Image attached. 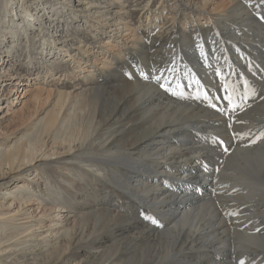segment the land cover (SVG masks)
<instances>
[{"label": "bare ground", "instance_id": "1", "mask_svg": "<svg viewBox=\"0 0 264 264\" xmlns=\"http://www.w3.org/2000/svg\"><path fill=\"white\" fill-rule=\"evenodd\" d=\"M12 1L10 12L17 9L21 13L11 16L8 23L0 18V33L12 39L8 45L0 40V66L8 58L18 57L24 45L30 47L31 53L38 43L51 46L45 60L37 61L39 67L32 64V72L44 67L54 55L61 56L52 50L56 44L60 43V51L73 48L71 25L60 23L49 30L43 19L39 22L33 17L31 7L40 1L0 0V17L7 14ZM73 6L76 11L85 10L81 0ZM49 7L55 15L60 13L56 3ZM183 10L181 15L186 12ZM76 15L72 12L70 17ZM216 16L208 24L195 22L185 27V23H172L159 28L168 37L162 46L155 38L156 23H145L135 32L136 42L120 58L116 57L119 61L112 65L114 68L104 70L98 66L79 74L87 84L77 95L80 107L73 116L57 114L67 94L65 87L56 84L54 109L47 118L36 119L28 127L36 124L31 133L33 144L41 142L53 129H57L54 135L61 133L68 138V155L55 163L63 160L71 171L61 176L62 182L56 187L46 182L45 175L42 179L49 198L56 191L59 197H65L64 201L53 200L55 207L67 209L70 214L64 222L59 221L65 224L56 230L55 239L35 245L32 240L19 237L24 226L16 218H0V264H32L38 255L63 242L58 257L40 264H64L69 256L78 264H232L227 258L233 254L229 242L234 236L243 254L264 252V232L250 230L249 215L236 214L225 225L215 212V202L232 196V187L221 183V173L208 167V160L213 157L210 150L214 148L209 140L215 141L222 123H228L226 117L210 108L217 104L214 94L219 95L223 76L233 81L238 77L243 82L255 75L253 67L264 69V0H230ZM172 62L185 64L171 66ZM47 69L52 68L47 65ZM16 74L18 82H23V75L17 71L0 75V84L2 77L13 80ZM224 84L232 82L224 80ZM258 92L261 93L250 101L236 103L238 108L232 111L248 107L246 111L257 109V113L264 107V90ZM220 107L225 113L227 105ZM9 148L5 156L18 154L15 163H20L22 170L43 171L45 163L29 158L22 143L9 144ZM261 152L260 156L251 154L245 159L241 169L235 168L239 179L247 182L249 193L251 188L256 189L254 181L264 187V176H259L264 171V150ZM231 159L232 156L227 157L224 170L235 162ZM206 170L211 178H205ZM8 171L11 173L12 169ZM10 194L6 191L0 198ZM62 236L68 237L60 239Z\"/></svg>", "mask_w": 264, "mask_h": 264}, {"label": "rangeland", "instance_id": "2", "mask_svg": "<svg viewBox=\"0 0 264 264\" xmlns=\"http://www.w3.org/2000/svg\"><path fill=\"white\" fill-rule=\"evenodd\" d=\"M38 1H40L39 5L34 3L31 7L34 8L32 11L33 17L35 19L38 18L39 22L43 19L46 29L49 30H52L54 25L68 23L72 26L69 34L75 40L72 41L73 48H70L69 51H60V43L56 44V47L52 50L59 55L61 53V56L54 55L51 59L49 58L45 66L39 69H43L42 74L39 73V70L34 69L33 72L30 70H32V64H36L35 66L39 67L40 60H45L46 51L51 49L48 44H36L32 53L30 52V47L24 45V47L20 48L18 57L8 58L10 60L4 66H0L1 76L16 73L17 71L23 75V82L21 83L16 79L18 76L16 74L13 80L8 77H2L0 84V95L2 94L0 102V197L2 193L11 191V194L6 198H0V212L3 213L0 218H16V221L19 222L18 224L24 226L22 230L24 232L19 237L32 240L34 242L32 243L33 245L40 241L47 244L50 239H55L56 230L64 228L65 223L60 222H64L67 214H70L67 209L55 207L57 203L53 200L64 201L65 197H59L60 193L56 191L54 195L52 194V198H49V193H46L42 179V176L45 175L46 182L56 187L57 183L62 182L61 176L71 171L69 169L70 166L65 167L63 165V160L55 163L58 158L68 155V138L61 133L54 135L57 129H53L49 135L43 136L41 142L33 144L31 142V133L36 124L28 127L36 119L47 118L54 109L52 100L55 86L65 87L67 94L61 107L57 108V114H64L67 117L73 116V111L80 107V102L79 104L77 103L79 98L77 95L83 89V84H87L80 77L82 76L81 74L98 66L97 69L104 70L114 68L113 66H116L115 63L119 61L116 57L119 55L118 57L120 58L124 54V50L128 47L130 48L136 42L135 32L144 28L145 23L149 25L156 23L153 24L158 27L155 38L162 42V46L167 42L168 37L167 33L165 32V34L159 28L168 27L172 23H175V25L185 23V27L193 26L195 22L196 24H208L225 9L230 0H81L84 11H76L77 8L74 6L71 8L72 3H78V0H51V2L53 1L52 3H56L57 9H59L60 13L56 12L57 15L49 7L52 3H43L44 0H34L32 2ZM178 1L182 4L178 5ZM13 2H10L8 6L9 13H3L0 17L7 20V23L11 16L17 17L21 13L17 9H14V12H10ZM69 3H71V6ZM183 9L186 12L181 15L180 13H182ZM192 9L196 11L192 12ZM72 12H76L78 15L71 18ZM102 13L108 16L104 17ZM46 16H51V18L46 19ZM75 27H77V30ZM1 31H3V28H1ZM27 32L29 33L30 30ZM8 38V36L5 37L3 32L0 33V40L4 41V45L10 44L8 42L12 39ZM65 49H68V47L66 46ZM181 51L183 54H187L186 50L183 51V48ZM198 60L199 65L202 66L200 63L201 58L198 57ZM174 63L179 66H184L185 64L172 62L170 65L172 66ZM47 65L52 69L48 70ZM253 68L252 72L255 75L242 80L243 82L238 80V77H235L234 80L236 81H233V79L223 76L219 95L214 94L217 104L210 108L226 117L228 123H222L223 125L219 128L220 132L215 141L209 140V143L213 144L214 148L210 150V156L213 157L209 158L208 167L211 168V171L217 170L219 174L221 173V183L226 182L232 187V196L221 197L215 202V212L217 211L224 224L227 225L235 219L236 214L243 213L249 215L247 216L250 218L249 223L253 226H251L252 229L250 228V230L255 233L261 232L262 234L264 232V200H262L264 198V187L262 188L257 181H254L255 184L253 185L256 186V189L253 191L251 188L249 193V188L245 185L247 182L239 179L238 176L240 174L236 169H241L244 160H247L251 154L260 156L261 151L264 150V138L261 137V133L264 132V107L261 106L257 113V109H253L249 113L248 110H245L248 107L236 110V112L232 111L238 108L235 106L236 103L250 101V98L252 99L261 93L258 91L264 90V69L258 65ZM3 79L6 82H3ZM224 80H230L232 85L224 84ZM230 97H234V100H230ZM220 104L227 105L225 113H222L224 109L220 107ZM249 115L251 116L249 117ZM251 117L253 118L251 119ZM36 129H39V127H36ZM258 129L261 130L258 131ZM10 139L12 140L8 143ZM20 143H22L29 158H35V162L43 161L45 163L43 171H37L34 168L22 170L20 163H15L18 157L16 153L11 156H5L10 149L9 144L19 145ZM230 156H232L231 161H235L231 165L234 169L230 166L224 170L226 159L227 157L229 159ZM218 165H221L219 169L217 168ZM11 169L10 173L8 170ZM259 176L263 177L264 171ZM224 177H227V179ZM205 178H211L209 170H206ZM224 210L226 211L224 212ZM251 215L254 217L252 218ZM238 216L241 217V215ZM70 217L73 225V214ZM254 225L257 226L255 227ZM65 237L67 238L68 236L59 238ZM235 238L236 236H234L233 241H228L232 245V250H234L232 256L227 258V261L230 263L233 261L234 263L232 264H241V262L243 264H264V252L261 249L262 253L259 252L258 255L253 251H245V254H243L242 249L237 248V243H235L237 239ZM64 244L65 242L59 243L57 246L54 245L48 252L38 255L36 259L32 260V264L49 262L58 257L63 250ZM262 248L264 249L263 244ZM247 252H250L251 255L248 256ZM66 259L68 261L64 264H76V262L78 264V260L73 258V256H69Z\"/></svg>", "mask_w": 264, "mask_h": 264}, {"label": "snow or ice", "instance_id": "3", "mask_svg": "<svg viewBox=\"0 0 264 264\" xmlns=\"http://www.w3.org/2000/svg\"><path fill=\"white\" fill-rule=\"evenodd\" d=\"M159 79V78H157ZM261 137L264 138V132L261 133ZM241 264H243V262H241Z\"/></svg>", "mask_w": 264, "mask_h": 264}]
</instances>
